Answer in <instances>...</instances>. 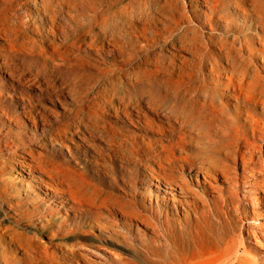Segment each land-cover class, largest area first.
<instances>
[{
	"label": "bare ground",
	"instance_id": "obj_1",
	"mask_svg": "<svg viewBox=\"0 0 264 264\" xmlns=\"http://www.w3.org/2000/svg\"><path fill=\"white\" fill-rule=\"evenodd\" d=\"M199 5L204 6L207 12L199 15L196 11L190 10L192 18L200 22L199 18L203 16L206 19L204 24L210 30H218L222 33H203L199 37L192 26L185 25L186 17L179 15L171 5H158L152 1L143 0L141 5L132 6L127 0H0V39L10 47L21 27L27 25L24 17L29 15L31 8L35 13L44 16L50 26L59 33L62 45L60 49L54 50L53 58L65 60L67 47L82 45L108 56L117 53L130 65L134 57L143 54L138 62L131 65L128 73L131 77L124 80L120 86L112 88L113 93L103 99L98 108L111 109L115 114L124 115L132 126L136 127L133 123H138V129L141 131L176 136L167 143L142 137L128 144L133 150L135 159H138L139 151L147 153L146 160L150 163L143 166L146 167V173L151 179L142 181L144 187L149 190L153 187L156 193L165 194L161 186V183H164L172 197L173 192L178 190L183 196L201 201L208 192L207 186L198 192L191 191L183 175L178 179L166 178L151 165L153 163L159 169L164 165L180 169L178 162H183L186 171L201 173L209 187L211 185L207 179H211L214 174H220L222 182L232 185V188L229 187L234 190L232 194H237L239 191L237 180L241 179L245 199L252 201V206L257 208L259 201L254 195L261 192L264 201L262 159L264 157V0H201ZM135 23L141 27L135 28ZM132 29L137 36H131ZM137 39L144 41L138 51L135 46ZM104 42L112 49L103 51L99 46ZM7 49L0 48V71L8 69V66L3 65L2 62L6 58L3 53ZM166 49L175 50L177 53H169V56H166L163 54ZM181 52H190L192 59L176 60L178 53ZM146 66L151 67L152 78L140 75L148 71ZM205 69L209 72L207 77L215 78L218 83L219 75H223V80H227V83H223V91L227 93L223 92V97L219 100L205 89V83L203 84L205 79L202 74ZM196 74L202 76L204 80L197 82ZM54 87L55 83L49 79H43V83H37L36 86L40 93L46 95H48L47 91ZM48 96L50 100L52 96L57 95ZM241 99L244 102H240ZM227 100L236 103L235 110L238 105L261 109V115L250 118L244 124L241 139L245 143L243 149H239L238 145L234 147L230 140L229 133L233 128L237 129L239 119L237 112H229V106L225 103ZM19 102L24 109L26 101L21 99ZM76 107H79V104H76ZM129 109L136 111L137 120L130 118ZM100 110L91 113L80 110V113L71 112L70 115V121L73 122L72 124L75 123L73 133L70 135L76 133L81 135V148L89 143L98 142L99 138L105 141V149L93 146L94 154L88 155L91 160L87 161L90 166H97V163L105 160L108 155L112 160L111 156L116 152L115 147H120L123 141L99 130L97 120L99 114L103 113ZM145 112L162 117L164 122L155 123L145 116ZM67 113L65 111L57 116V135L67 129L68 124L64 121L67 119ZM23 115L33 127H38L41 121L45 122V116L32 106L30 109L26 108ZM146 140L148 141L145 142ZM233 141L237 144L239 137L234 138ZM257 141L260 144H257ZM191 142L196 143L197 147L200 144L204 146L200 149L204 154L201 162L190 158L186 153L189 148H193L189 144ZM116 153L128 163L124 153L121 151ZM177 154H185V156L177 157ZM223 156L225 161H230L234 165L233 169L235 166H240L242 174L237 176V173L232 171V175L229 171L231 167L221 159ZM37 169L44 171L40 167ZM99 171L95 169V173ZM58 178L61 188L48 187L47 190L53 195L47 196L44 193L50 201L52 197L58 199L54 202L57 204L56 210L64 212L65 207H68L73 210L74 215L77 212H87L92 215H98L100 211H105L109 215L116 212L129 219V223L125 222L122 225L124 231H129L133 218L148 223L153 219L132 209L123 211L119 202H111L97 192L89 191L91 184L86 180L73 176ZM99 180L101 184L102 179ZM99 180L96 179V183ZM152 180L156 185L153 186ZM195 182H198L197 176ZM106 184L108 187L113 186L112 183ZM198 187H201V184H198ZM232 194L226 195L225 198L223 196V201ZM63 200L70 201L74 207ZM211 203L214 209L216 202L211 201ZM64 205L67 206L63 207ZM47 210L51 211L49 208L44 211L25 209L19 219H9L8 224L0 225V264H65L61 261L63 259L69 260V263H72V260L83 261L79 248L86 246L89 238L84 235L87 231L83 230V224L68 218L48 221L45 215H48ZM249 219L252 223L249 228L253 230L254 238L256 239L257 233L254 230L258 229L264 240V223L260 222L263 218L253 216ZM115 225L119 228L118 224ZM105 230L109 234L108 238L121 233H118L113 225ZM39 231L45 232V236L51 241L50 246L57 250L58 257L45 255L40 250V246L33 241ZM247 256L244 251L243 256L236 258L234 264H264L262 257Z\"/></svg>",
	"mask_w": 264,
	"mask_h": 264
},
{
	"label": "rangeland",
	"instance_id": "obj_2",
	"mask_svg": "<svg viewBox=\"0 0 264 264\" xmlns=\"http://www.w3.org/2000/svg\"><path fill=\"white\" fill-rule=\"evenodd\" d=\"M127 1L132 6H139L143 0ZM145 1L156 2L158 5H171L179 15L186 17L185 25L192 26L199 37L203 33H222L218 30H210L204 24L206 19L203 16L199 18L200 22L192 18L190 10L196 11L199 15L207 12L204 6L199 5L201 0ZM20 13L24 17L22 11ZM28 13L29 15L24 17L27 25L21 27L10 47L0 39V48L3 50L8 48L3 53L6 58L2 60L3 65L6 64L8 69L0 71V225L8 224L9 219H19L25 209L44 211L47 208L51 209L50 212L47 210L48 215L45 214L48 221L68 218L74 222L75 220L81 222L84 226L83 230L87 231L84 235L89 236L87 245L79 248L84 259L79 262L72 260V263L66 259L61 260L65 264H234L236 258L243 256L244 251L247 257L264 259V240L258 229L254 230L257 232L255 239L253 230L249 228L252 225L249 218L253 216L263 218L260 222L264 223L263 195L261 192L255 194L259 207L252 206L253 202L244 197L241 179L237 180L239 191L237 194H232L234 190L229 189L232 185L222 182L220 174H214L211 179H207L210 188L201 173L186 171L183 162H178L180 169L168 165L159 169L151 163L155 171L166 178L178 179L183 175L191 191L198 192L207 186L208 192L199 201L183 196L178 190L173 192V197L170 196V191L166 189L164 183H161V186L165 194L156 193L153 187L151 190L144 187L142 181L151 179L146 173V167L143 166L150 163L146 160L147 153L139 151L138 159H135L133 150L128 144L142 137L167 143L176 136L141 131L138 129V123H133L136 127L132 126L124 115L115 114L111 109L98 108L103 99L113 93L112 88L120 86L124 80L131 77L128 74L131 65L138 62L143 54L134 57L130 65L117 53L108 56L82 45L67 47L65 60L53 58L54 50L60 49L62 45L58 31L50 26L44 16L35 13L33 9L30 8ZM134 27L141 25L135 23ZM131 36H137L133 29ZM135 42L138 51L144 41L137 39ZM99 47L103 51L112 49L105 42ZM169 53L177 52L166 49L163 54L169 56ZM179 59L190 60L192 56L190 52H181L178 53L176 60ZM147 69L148 71L140 75L152 78L151 67ZM208 73L206 69L202 73L205 80L198 74L195 75V79L197 82L204 80L205 89L219 100L223 97V92L227 93L223 91V83H227V80H223V75H219L218 83L215 78L207 77ZM41 74H43L42 78ZM43 79L55 83V87L49 89L47 93L57 96H52L50 100L47 98L48 95L40 93L36 88L37 83H43ZM21 99L26 101L24 109L19 102ZM240 102L244 100L241 99ZM225 103L229 106L230 113L237 112L239 119L237 129L233 128L229 133L230 140L234 147L238 145L239 149H243L245 143L241 139L244 124L250 118L261 115V109L238 105L235 110L236 103L233 100H227ZM76 104H79V107H76ZM31 106L45 116V122L41 121L38 127H33L23 115L25 109H30ZM115 106L120 108L117 104ZM80 110L85 113L103 111L97 120L99 130L123 140L120 147H115L114 150L124 153L128 163L116 152L112 154V160L107 154L105 160H100L97 166H90L87 163L91 160L88 155L94 154V145L101 149H105L106 146L104 139L99 138L98 142L89 143L81 148V135L79 133L70 135L75 125L70 121L71 112L80 113ZM65 111L68 113L64 121L68 126L64 132L57 135V116ZM128 112L131 119L137 120L135 110L129 109ZM145 116L155 123L164 122L162 117L150 112H145ZM238 137L239 142L235 144L233 139ZM189 144L193 148H189L186 153L190 158L201 162L204 154L200 149L204 146L200 144L197 147L194 142ZM257 144L260 143L257 141ZM184 156L185 154H177V157ZM224 158L221 157L223 162L231 167L229 171L232 175L233 172L237 173V176L242 174L240 166H235L233 169L234 165ZM262 159L264 161V157ZM38 167L44 171L38 170ZM95 169L101 172L95 173ZM67 176L86 180L91 184L89 191H95L111 202H119L123 211L132 209L153 217L151 223L133 218L129 231H124L122 225L125 222L129 223V219L116 212L112 215L105 211H100L98 215L77 212L74 215L73 210L65 207L67 205L63 206L66 208L64 212L56 210L57 204L54 202L58 199L52 197L50 201L44 193L47 196L53 195L47 188H61L58 177ZM196 176L198 182H195ZM96 179H102L101 184L100 180L96 183ZM106 183H112L113 186L108 187ZM152 183L153 186L156 185L154 180ZM197 183L201 184V187H198ZM230 194L231 197L223 201V196L225 198ZM211 201L216 202L214 209ZM64 202L74 207L70 201ZM115 224H118L119 228L115 227ZM112 225L118 233L123 234L119 233L108 238L109 234L105 229ZM33 241L40 246V250L45 255L58 257L57 250L50 246L51 241L45 236L44 231H39Z\"/></svg>",
	"mask_w": 264,
	"mask_h": 264
}]
</instances>
